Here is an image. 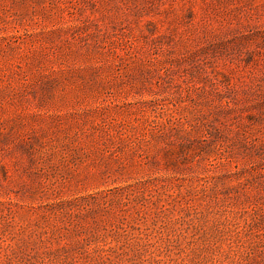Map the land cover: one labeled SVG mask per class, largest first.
<instances>
[{
  "label": "rangeland",
  "instance_id": "obj_1",
  "mask_svg": "<svg viewBox=\"0 0 264 264\" xmlns=\"http://www.w3.org/2000/svg\"><path fill=\"white\" fill-rule=\"evenodd\" d=\"M0 264H264V0H0Z\"/></svg>",
  "mask_w": 264,
  "mask_h": 264
}]
</instances>
